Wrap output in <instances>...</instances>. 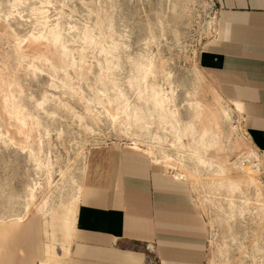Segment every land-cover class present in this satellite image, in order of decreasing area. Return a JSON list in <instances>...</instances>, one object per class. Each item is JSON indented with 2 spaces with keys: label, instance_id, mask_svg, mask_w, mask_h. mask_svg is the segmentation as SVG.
<instances>
[{
  "label": "rangeland",
  "instance_id": "obj_1",
  "mask_svg": "<svg viewBox=\"0 0 264 264\" xmlns=\"http://www.w3.org/2000/svg\"><path fill=\"white\" fill-rule=\"evenodd\" d=\"M218 21L213 0H0V231L41 219L36 264L67 263L108 148L187 184L203 264H264V165L241 106L199 67Z\"/></svg>",
  "mask_w": 264,
  "mask_h": 264
},
{
  "label": "crops",
  "instance_id": "obj_2",
  "mask_svg": "<svg viewBox=\"0 0 264 264\" xmlns=\"http://www.w3.org/2000/svg\"><path fill=\"white\" fill-rule=\"evenodd\" d=\"M218 33L199 67L219 95L238 103L264 165V0H213ZM75 214L66 264H203L207 226L187 184L139 153L108 148L94 156ZM37 216L0 231V264H36L45 256Z\"/></svg>",
  "mask_w": 264,
  "mask_h": 264
},
{
  "label": "bare ground",
  "instance_id": "obj_3",
  "mask_svg": "<svg viewBox=\"0 0 264 264\" xmlns=\"http://www.w3.org/2000/svg\"><path fill=\"white\" fill-rule=\"evenodd\" d=\"M213 98L215 99V96H213ZM238 109V108H237ZM214 121V120H213Z\"/></svg>",
  "mask_w": 264,
  "mask_h": 264
}]
</instances>
